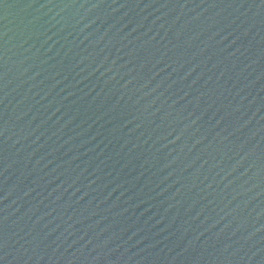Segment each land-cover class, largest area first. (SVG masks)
I'll return each mask as SVG.
<instances>
[{
	"label": "water",
	"instance_id": "water-1",
	"mask_svg": "<svg viewBox=\"0 0 264 264\" xmlns=\"http://www.w3.org/2000/svg\"><path fill=\"white\" fill-rule=\"evenodd\" d=\"M0 264H264V0H0Z\"/></svg>",
	"mask_w": 264,
	"mask_h": 264
}]
</instances>
